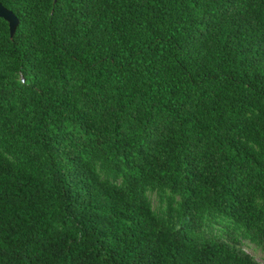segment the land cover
Returning a JSON list of instances; mask_svg holds the SVG:
<instances>
[{"label":"trees","instance_id":"trees-1","mask_svg":"<svg viewBox=\"0 0 264 264\" xmlns=\"http://www.w3.org/2000/svg\"><path fill=\"white\" fill-rule=\"evenodd\" d=\"M0 3V264H258L201 221L264 247V0Z\"/></svg>","mask_w":264,"mask_h":264},{"label":"rangeland","instance_id":"rangeland-1","mask_svg":"<svg viewBox=\"0 0 264 264\" xmlns=\"http://www.w3.org/2000/svg\"><path fill=\"white\" fill-rule=\"evenodd\" d=\"M110 168L101 162L97 164V170L102 179L116 181L113 175L109 174ZM118 182H121V179ZM145 195L151 204L154 215L159 220L169 219L171 225L176 228L180 217L181 197L173 194L170 190L155 189L151 186L145 189ZM259 204L261 205V200H259ZM201 223V230L206 235L216 236L227 241L238 240V246L241 249L248 252L258 264H264V247L253 234L240 227H231L226 220L219 217L214 218L211 215L204 216Z\"/></svg>","mask_w":264,"mask_h":264},{"label":"water","instance_id":"water-1","mask_svg":"<svg viewBox=\"0 0 264 264\" xmlns=\"http://www.w3.org/2000/svg\"><path fill=\"white\" fill-rule=\"evenodd\" d=\"M0 17L4 18L6 21L9 22L11 32L12 34H14L19 24V20L15 16V14L11 10H8L7 8H5L2 3H0Z\"/></svg>","mask_w":264,"mask_h":264}]
</instances>
